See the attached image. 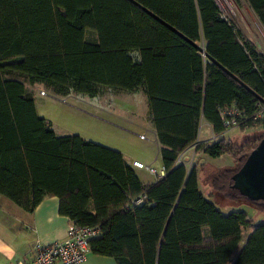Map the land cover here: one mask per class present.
Returning <instances> with one entry per match:
<instances>
[{"label": "trees", "instance_id": "16d2710c", "mask_svg": "<svg viewBox=\"0 0 264 264\" xmlns=\"http://www.w3.org/2000/svg\"><path fill=\"white\" fill-rule=\"evenodd\" d=\"M136 1L205 51L130 0H0V195L27 211L58 196L70 220L100 226L90 252L117 264H264V222L244 210L225 213L217 202L246 199L232 175L264 137V118H254L264 106V53L217 0ZM246 1L264 27V0ZM12 72L60 95L142 90L166 174L145 183L121 151L58 135ZM232 105L242 112L238 128L262 127L258 137L237 144L223 136L221 110ZM203 121L216 138L199 140ZM194 145L233 161L206 191L200 163L179 159ZM251 203L264 212V200Z\"/></svg>", "mask_w": 264, "mask_h": 264}, {"label": "rangeland", "instance_id": "374dc122", "mask_svg": "<svg viewBox=\"0 0 264 264\" xmlns=\"http://www.w3.org/2000/svg\"><path fill=\"white\" fill-rule=\"evenodd\" d=\"M217 1L235 29L242 36L251 38L256 43L258 50L264 53V30L260 28L258 19H256L246 0ZM7 76L21 80L28 91L37 95L40 112L56 125L60 134L81 133L90 136L91 139L93 138L92 140H98L103 145L109 144L120 147L129 157L140 158L141 161L151 162L156 166L160 165L159 155L155 153V144L151 143V138L149 139L144 127L140 125L138 118H135L138 117V111H141L143 105L144 93L142 90L124 92L102 86L100 87V93L96 96L81 93L60 95L56 94L53 88L46 83L31 84L25 77L16 72L8 73ZM41 91H44V93H41ZM40 97L47 98L42 99ZM100 102H104L109 109H112L110 106H113L117 110L115 114L118 117L105 116L104 119L100 117L101 114L94 113L95 104H100ZM86 110L92 111L95 115H90ZM261 131L262 127L245 130L235 127L226 131V133L237 144H242L250 138L258 137ZM141 135H144V137H141ZM206 140L207 138L203 136L201 141ZM194 149L184 151L180 154L179 159L189 167L195 162L200 163V169H202L200 184L202 190L206 191L210 187L213 174L219 168L233 166V161L229 155H224L221 158H211L201 151L196 152V147ZM139 172L143 178L149 175L144 169L139 170ZM224 200L228 204H225L219 198L217 199L220 208L223 210H244L255 224L264 222V212L257 210L247 198L237 202Z\"/></svg>", "mask_w": 264, "mask_h": 264}, {"label": "crops", "instance_id": "0c3cea01", "mask_svg": "<svg viewBox=\"0 0 264 264\" xmlns=\"http://www.w3.org/2000/svg\"><path fill=\"white\" fill-rule=\"evenodd\" d=\"M247 4L249 5L248 2ZM249 7L251 8L250 5ZM252 12L256 16V19H258L256 13L253 10ZM258 24L260 28L264 30V27L259 19H258ZM34 95H35V100L39 114L48 118L47 116L42 114V112H40L37 102V95L36 94ZM40 98L44 99L47 97H40ZM110 107L112 109L107 108L104 102H100V104H95L93 112L96 114H101L102 116L100 117L102 118H104L105 116L118 117L115 114L117 110H115L113 106ZM86 112L89 113L90 115H95L92 111L86 110ZM138 112L139 115L138 117L135 118H138V121H140V125L144 127V131L146 132V134H148L149 139L151 138V143L155 144L156 146L155 153L159 155L160 158L159 160L161 162L160 164H162V160L160 156L161 144L158 141L156 130L149 114V105L146 95H144V101L141 107V111ZM53 127L58 135H65V134H60L57 131V127L55 124H53ZM80 135L87 140L93 139V138L91 139L90 136H85L82 135L81 133ZM203 136L207 138L206 141L216 138V136L213 133L211 124H209L207 121H203L201 123V128L199 133L200 141L202 140ZM223 136H227V133L225 132ZM93 141L103 144L98 140H93ZM106 146L121 151L125 159L130 164L134 159L141 160L140 158L129 157L120 147H115L109 144ZM191 148L194 149L195 145L185 149L184 151L189 150ZM132 167L134 166L132 165ZM134 169L136 170L138 176L143 182L148 183L156 180V177L153 174L149 173L148 171L147 172L149 175L146 176V178H143V176L139 172V170L141 169L136 167H134ZM59 202L60 199L58 196L49 195L35 208V210L27 211L23 209L21 206H19L17 203H15L13 200L8 198L7 196L0 195V264H20V262L23 261L24 259L26 258L29 259L30 257L35 256V249L38 243H52L56 240H61L65 238L67 231V224L69 223L70 218L60 212ZM221 210L225 213H228L233 209L226 211L221 208ZM248 234L249 233H246L245 235L248 236ZM244 242L245 240L242 241L241 245H243ZM54 264H60V263L55 262ZM83 264H117V263L115 258L112 256L102 255L91 251L88 255L87 260Z\"/></svg>", "mask_w": 264, "mask_h": 264}, {"label": "built area", "instance_id": "2783aa9c", "mask_svg": "<svg viewBox=\"0 0 264 264\" xmlns=\"http://www.w3.org/2000/svg\"><path fill=\"white\" fill-rule=\"evenodd\" d=\"M44 93V91H41ZM259 109L254 115L255 119L264 118V106L259 105ZM221 116L228 130L238 127V120L242 116L241 110L234 105L221 110ZM144 137V135H141ZM131 164L140 169H144L155 177H161L166 174V168L163 164L159 166L154 163H146L134 159ZM144 196L132 200V204H139ZM100 226H91L76 223L72 220L67 224L66 236L64 239L56 240L52 243H38L35 249V256L26 258L20 264H83L91 250L90 239L100 232Z\"/></svg>", "mask_w": 264, "mask_h": 264}, {"label": "water", "instance_id": "95a60500", "mask_svg": "<svg viewBox=\"0 0 264 264\" xmlns=\"http://www.w3.org/2000/svg\"><path fill=\"white\" fill-rule=\"evenodd\" d=\"M145 12L149 13L155 19L160 21L162 24L166 25L169 29L173 30L180 37L186 41L193 43L199 50L205 51L204 47L198 45L195 42L189 40L183 33L178 31L176 28L165 22L163 19L158 17L148 8L144 7L142 4L136 0H130ZM206 54V53H205ZM207 55V54H206ZM215 63H217L221 68H223L227 73H229L233 78L238 79V81L247 88L249 91L255 94V91L247 85L246 83L239 80V78L225 68L217 60L211 58ZM260 101L264 103V98L259 97ZM233 187L236 188L241 195L245 196L250 201L264 200V137L259 141L258 145L247 156L243 165L232 175Z\"/></svg>", "mask_w": 264, "mask_h": 264}]
</instances>
